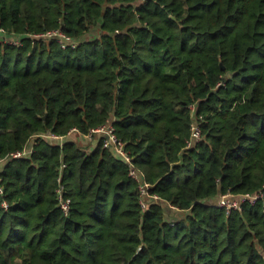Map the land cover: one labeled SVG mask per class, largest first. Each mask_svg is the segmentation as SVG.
<instances>
[{
  "label": "trees",
  "instance_id": "16d2710c",
  "mask_svg": "<svg viewBox=\"0 0 264 264\" xmlns=\"http://www.w3.org/2000/svg\"><path fill=\"white\" fill-rule=\"evenodd\" d=\"M0 158V264H264V0H0Z\"/></svg>",
  "mask_w": 264,
  "mask_h": 264
},
{
  "label": "built area",
  "instance_id": "2783aa9c",
  "mask_svg": "<svg viewBox=\"0 0 264 264\" xmlns=\"http://www.w3.org/2000/svg\"><path fill=\"white\" fill-rule=\"evenodd\" d=\"M49 38H57V40L61 43L62 47H76L78 45V42L73 41L69 36H67L65 33H63L61 30H55V31H49L47 33L42 34ZM15 43H17V40H14ZM192 140L188 142V146H191L194 144V142L199 141L202 137L201 129L197 123H194L192 126ZM72 132H79V129L77 127L72 128L69 131V134ZM87 137L89 139H93L94 137H97V140H102L103 146L105 148H112L115 153L123 159L126 164L129 167V173L130 175L135 178L139 183V189H140V203L143 207V209L148 208L147 204V196L149 195V188L151 187V183L145 181L143 177L141 176L139 169L136 167V165L133 162V157L130 155V152L126 149V144L123 140H121L115 131V127L113 126L112 122H108L102 126H99L97 128H92L89 133L87 134ZM38 138H48L53 141L59 142L61 145L64 142L65 135H58L53 132L49 133H42V134H36L33 137V142L29 146H27L24 149L14 151L10 154V158H23L30 153L34 152L35 145L38 142ZM3 159L0 158V168L2 167ZM66 165L63 163L60 167V174L58 177L59 186L57 188L58 192V200L59 205L63 209L65 213H68L71 206V198L67 196V190L66 187L62 181L63 179V171L65 169ZM0 194H5V188L2 184V178L0 177ZM264 196L263 191H259L257 193H245L241 195H234L231 192H227L225 194H221L220 197L217 199L216 204L220 207L225 208L228 212H230L232 209H241L242 204L244 202H251L255 203L257 200L262 198ZM151 197L154 198L155 201L160 200V196L158 194H153ZM3 206L8 207L9 203L8 201H3ZM172 209L178 210L179 209L170 204ZM175 221L171 220V224H174Z\"/></svg>",
  "mask_w": 264,
  "mask_h": 264
},
{
  "label": "rangeland",
  "instance_id": "374dc122",
  "mask_svg": "<svg viewBox=\"0 0 264 264\" xmlns=\"http://www.w3.org/2000/svg\"><path fill=\"white\" fill-rule=\"evenodd\" d=\"M96 139H97V137H94L93 139H88V140H86V141H84V142H80L81 143V145L83 146V147H86V146H89V144H92L93 142H95L96 141ZM80 140H82V139H80ZM181 214L182 213H180L179 211L177 212V216H178V218L181 216Z\"/></svg>",
  "mask_w": 264,
  "mask_h": 264
},
{
  "label": "crops",
  "instance_id": "0c3cea01",
  "mask_svg": "<svg viewBox=\"0 0 264 264\" xmlns=\"http://www.w3.org/2000/svg\"><path fill=\"white\" fill-rule=\"evenodd\" d=\"M73 133V132H72ZM97 142H98V140L96 139V141L95 142H93L92 144H89V148L90 149H93L95 146H96V144H97Z\"/></svg>",
  "mask_w": 264,
  "mask_h": 264
},
{
  "label": "water",
  "instance_id": "95a60500",
  "mask_svg": "<svg viewBox=\"0 0 264 264\" xmlns=\"http://www.w3.org/2000/svg\"><path fill=\"white\" fill-rule=\"evenodd\" d=\"M45 117V116H44Z\"/></svg>",
  "mask_w": 264,
  "mask_h": 264
}]
</instances>
